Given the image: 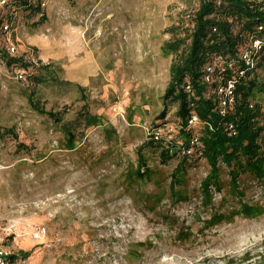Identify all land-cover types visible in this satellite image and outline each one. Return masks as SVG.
Wrapping results in <instances>:
<instances>
[{
    "label": "rangeland",
    "instance_id": "obj_1",
    "mask_svg": "<svg viewBox=\"0 0 264 264\" xmlns=\"http://www.w3.org/2000/svg\"><path fill=\"white\" fill-rule=\"evenodd\" d=\"M46 2L42 17L19 12L8 39L31 66L25 80L0 57L3 244L23 264H264V178L243 168L234 185V163L219 162L205 203L204 146L171 157L149 141L156 124L180 123L165 91L200 0ZM256 81L251 104L264 126V66ZM85 115L96 123L85 126ZM258 143L264 160V132ZM243 204L260 214L244 217Z\"/></svg>",
    "mask_w": 264,
    "mask_h": 264
},
{
    "label": "trees",
    "instance_id": "obj_2",
    "mask_svg": "<svg viewBox=\"0 0 264 264\" xmlns=\"http://www.w3.org/2000/svg\"><path fill=\"white\" fill-rule=\"evenodd\" d=\"M17 1L18 5L22 6V10L34 13L30 8L25 6V0ZM221 11L224 16L216 18L215 6L213 3H207L200 0V5L190 20L188 38L190 43L186 48L181 60L171 65L170 73L171 80L165 91V99H173L179 104L178 119L181 122H186V119L191 111H194L199 120L203 123L199 131V137L205 149V157L208 161L210 171L203 180L206 194L204 196L205 203H210L211 198L208 196V189L211 186H217L219 178L218 163L221 162L226 166L235 165V169L231 170V181L236 185L239 177V172L243 168L250 171L258 179L264 178V160L259 156L260 144L258 141L264 132V126L260 124L261 110L257 105H252V98L255 88H257L256 73L253 77L246 79L238 85L237 101L234 103L230 114L220 116L216 103L211 100H205L202 97L204 86L202 85V69L205 64L216 55H231L235 54V47L240 45L245 40V35L253 31V26L256 21L250 11L248 3L245 0H222ZM230 19V20H229ZM216 28V29H215ZM238 28V32H237ZM215 29V33L212 30ZM236 30L234 34L233 31ZM185 39L177 40L172 44L165 46L168 52H176ZM0 57L8 66H19V68L31 67L23 62L22 58H13L8 56L3 50H0ZM264 66L263 63L257 68ZM191 87V94L184 91L186 84ZM29 99L31 108L41 115L53 117V114L45 112L40 106ZM165 112H162L159 119H163ZM85 126H92L96 123L95 118L87 115L83 118ZM184 125V123H182ZM228 124H232L236 134L228 136L226 129ZM184 130H181L183 132ZM197 131V129H196ZM193 133V131H191ZM187 137L189 133H185ZM202 134V135H201ZM201 135V136H200ZM67 145L72 148L70 143V134L65 132ZM149 145L153 147L152 143ZM163 152V151H162ZM168 153H162L166 156ZM170 156V155H168ZM143 164L140 165L142 168ZM144 167V166H143ZM146 170L139 177L143 178ZM263 186H264V180ZM238 187V186H236ZM264 194V190H263ZM260 206H250L243 204L241 214L246 217H253L260 214ZM212 215V214H211ZM218 217V218H217ZM224 215L213 214L210 216L211 225H216V221H223ZM218 219V220H216ZM23 254H20L22 256ZM25 257V255H23ZM246 260V259H245Z\"/></svg>",
    "mask_w": 264,
    "mask_h": 264
},
{
    "label": "built area",
    "instance_id": "obj_3",
    "mask_svg": "<svg viewBox=\"0 0 264 264\" xmlns=\"http://www.w3.org/2000/svg\"><path fill=\"white\" fill-rule=\"evenodd\" d=\"M207 3H213L215 6L216 18H221L224 13L221 11L224 2L222 0H204ZM25 6L30 8L34 13L23 11L22 6L18 5L17 1L0 0V50H3L8 56L14 57L17 49L8 39L19 28L18 13L21 12L30 18L42 17L43 10L48 6L46 0H25ZM248 3L250 11L257 23L253 26V31L245 35V40L240 45L235 47V54L231 55H216L212 57L202 69V85L204 86L203 99L211 100L216 103L219 115L224 116L230 114L234 103L237 101V87L242 81L253 77L257 68L264 61V0H245ZM230 20V19H229ZM216 29V28H215ZM215 29L212 30L215 33ZM238 32V28H237ZM236 33V30L233 31ZM20 70L13 73L16 81H23L28 68H19ZM13 72V71H12ZM208 87V88H207ZM184 91L191 94L190 84L187 83ZM180 120V119H179ZM184 123V125L182 124ZM203 123L196 116L194 111H191L186 119V122L175 124L164 122L156 124L150 133L152 143L164 147L170 152V156L181 154L183 157H192L193 154L200 156V149L203 147L199 131ZM228 136L236 134L232 124L226 127ZM181 130H184L181 132ZM193 131V133H191ZM185 133H189L187 137ZM45 234L44 228H39L33 234L34 239H38ZM0 264H23L20 258L3 244L0 239Z\"/></svg>",
    "mask_w": 264,
    "mask_h": 264
}]
</instances>
